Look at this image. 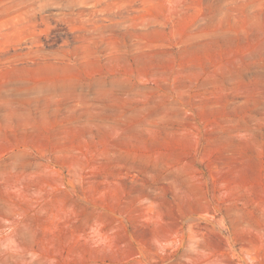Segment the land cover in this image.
<instances>
[{"label":"rangeland","instance_id":"obj_1","mask_svg":"<svg viewBox=\"0 0 264 264\" xmlns=\"http://www.w3.org/2000/svg\"><path fill=\"white\" fill-rule=\"evenodd\" d=\"M0 264H264V0H0Z\"/></svg>","mask_w":264,"mask_h":264}]
</instances>
